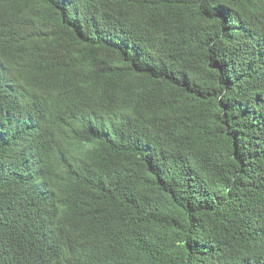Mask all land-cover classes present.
Wrapping results in <instances>:
<instances>
[{
	"label": "trees",
	"instance_id": "1",
	"mask_svg": "<svg viewBox=\"0 0 264 264\" xmlns=\"http://www.w3.org/2000/svg\"><path fill=\"white\" fill-rule=\"evenodd\" d=\"M0 264H264V0H0Z\"/></svg>",
	"mask_w": 264,
	"mask_h": 264
}]
</instances>
